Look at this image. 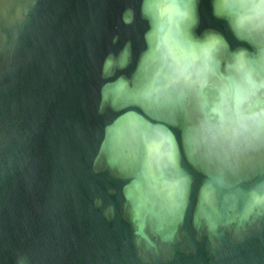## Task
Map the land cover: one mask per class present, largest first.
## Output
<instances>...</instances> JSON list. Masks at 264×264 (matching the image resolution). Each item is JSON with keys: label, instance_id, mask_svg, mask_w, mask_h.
Returning a JSON list of instances; mask_svg holds the SVG:
<instances>
[{"label": "water", "instance_id": "obj_1", "mask_svg": "<svg viewBox=\"0 0 264 264\" xmlns=\"http://www.w3.org/2000/svg\"><path fill=\"white\" fill-rule=\"evenodd\" d=\"M254 196L264 0H0V264H264Z\"/></svg>", "mask_w": 264, "mask_h": 264}, {"label": "snow or ice", "instance_id": "obj_2", "mask_svg": "<svg viewBox=\"0 0 264 264\" xmlns=\"http://www.w3.org/2000/svg\"><path fill=\"white\" fill-rule=\"evenodd\" d=\"M185 7H188V5H186ZM220 41L219 40H215L213 42V46H215L216 44H219ZM125 55L126 54H122L121 56V61L123 62L124 58H125ZM112 64V60L109 59L107 62H106V65H105V70L107 71L108 68L111 66ZM238 68L242 69L243 68V61H242V58L241 57H237V65H236ZM169 142V151H168V159H169V163L172 164L173 166L176 165L177 161H176V156H175V150L171 147V142L170 140L168 141ZM187 182V178H184L183 181L181 182H178V184H182V183H186ZM254 197H261V203H264V196H254ZM256 200L253 199V204L255 205L256 204Z\"/></svg>", "mask_w": 264, "mask_h": 264}, {"label": "clouds", "instance_id": "obj_3", "mask_svg": "<svg viewBox=\"0 0 264 264\" xmlns=\"http://www.w3.org/2000/svg\"><path fill=\"white\" fill-rule=\"evenodd\" d=\"M254 199L257 201L256 202V205H262V204H264V203H261V197H254Z\"/></svg>", "mask_w": 264, "mask_h": 264}]
</instances>
